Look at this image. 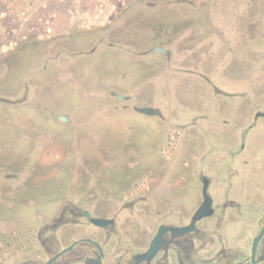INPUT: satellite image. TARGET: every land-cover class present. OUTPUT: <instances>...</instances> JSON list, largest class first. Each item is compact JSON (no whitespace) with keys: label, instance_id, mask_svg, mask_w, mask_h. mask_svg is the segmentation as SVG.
Wrapping results in <instances>:
<instances>
[{"label":"flooded vegetation","instance_id":"flooded-vegetation-1","mask_svg":"<svg viewBox=\"0 0 264 264\" xmlns=\"http://www.w3.org/2000/svg\"><path fill=\"white\" fill-rule=\"evenodd\" d=\"M177 2L178 6L171 7L174 10L194 5L191 0ZM169 22L160 42L168 45L170 55L177 29L207 24L206 18L182 14ZM252 23L251 40L260 49L243 44L244 49L231 52L253 51L260 57L259 64L241 66L224 72L223 81L218 77L208 82L214 97L224 95L231 103L230 115L217 119V127L235 133L232 145L220 152L201 144V136L214 133L203 123L214 120V113H206L208 107H214V101L209 102L207 110H201L205 117H197L191 125L183 124L180 130L165 126L174 144L162 152L166 155L154 170L145 162L142 182L135 181L128 193L119 195L121 200L117 195L108 200V196L89 194L83 207L63 203L25 227L16 218L1 217L0 264H264V202H252L264 185V146L251 144L254 139L264 141V6ZM229 56L226 63L233 60ZM164 64L163 59L156 67ZM237 116L241 122L236 121ZM214 157L220 160L211 161ZM18 176L3 178L9 196L23 187ZM203 205L208 206V215L194 222ZM232 219L244 224L249 240L236 239L235 247H228L223 230ZM97 221L107 223L97 225ZM161 229L164 234L155 252L148 255Z\"/></svg>","mask_w":264,"mask_h":264},{"label":"rangeland","instance_id":"rangeland-1","mask_svg":"<svg viewBox=\"0 0 264 264\" xmlns=\"http://www.w3.org/2000/svg\"><path fill=\"white\" fill-rule=\"evenodd\" d=\"M177 1L180 0H0V88L7 87L13 92L17 88L15 93H19L24 80L33 74L36 62L43 61L42 58L48 55L49 48L54 45V54L58 52L61 38L72 46L90 47L101 28L110 26L109 29H112L118 25L124 32L123 27L129 17L142 14L149 4ZM191 1L195 5L201 0ZM42 51L43 57L39 56ZM132 57L126 52L99 57L93 72L79 77L89 81L100 76L104 82L101 86L97 80L87 83L77 80L73 82L77 87H63L64 84L57 81L48 85L45 81L41 82L39 95L34 94L33 100H43L54 108L59 104L60 108H64L65 111L50 114L55 122L43 116L44 112L37 108L15 111L12 107H0V124L8 126V135L2 141H9L10 138L22 145L9 158L8 172L19 174V183L24 185L13 196L14 206L0 201L1 217L16 218L17 223L25 227L33 224L36 217L41 218L57 210L63 203L83 207V200L89 194L102 198L108 196V200L115 199L117 195L116 198L121 200L120 194L128 193L127 189L131 190L136 182H142L147 171L144 168L146 161V164L151 163V170L159 166L162 156L166 155L162 152L174 142L169 131H162L156 125L147 126V121L137 113L113 110L97 113L95 111L101 108L95 105L87 108L91 105L85 101L86 98L106 95V91L127 92L106 87L112 86L111 80L114 83H131L136 79L137 70L135 64H131ZM86 66L89 68V63L83 67ZM115 70L122 72V80L111 79L112 75H116ZM58 75L55 74V78L60 81ZM190 98L192 101L196 99L194 94ZM161 99L180 109L178 117L189 118L190 114L179 106L177 98ZM68 102L73 110L79 111L68 109L65 105ZM208 108V114L210 111L216 115L220 113L216 107ZM64 113L72 116L77 127L90 122V133L84 130L83 134L80 131L71 133L67 126L58 123L57 117ZM226 116L221 114L217 119ZM16 127H20L21 131L16 132ZM216 136H201V144L220 152L232 145L230 135H221L224 138ZM85 149L92 163L82 161L85 160ZM216 160L220 159H211ZM34 181L43 182L30 185L29 182Z\"/></svg>","mask_w":264,"mask_h":264},{"label":"water","instance_id":"water-1","mask_svg":"<svg viewBox=\"0 0 264 264\" xmlns=\"http://www.w3.org/2000/svg\"><path fill=\"white\" fill-rule=\"evenodd\" d=\"M176 6L178 4L175 2L149 4L147 7H144L145 9L142 14H132V17H129L125 27H123L124 32H121V28L118 25L112 29H109L110 26L101 28L95 43L90 47L85 46L88 48H85L84 45L72 46V43L70 44V42H66V40L61 38L62 44L59 45L58 52L54 54L53 51L56 49L54 45L49 48L48 55L42 58L44 59L43 61L36 62L38 63L36 64L37 67L33 71V74L24 80L19 93H15L17 88L14 92L7 87L0 88V107H12L15 111L23 108H37L39 111L44 112L42 113L43 116L50 117L49 119L53 120L50 114L54 115V112L57 114L60 113L59 110H65L64 108H60L59 104L54 108L43 100L38 102H36L38 99L33 100L34 94L39 95V89L43 85L41 82L45 81L48 85V83L54 84L57 81L59 84H64L63 87L66 85L77 87L73 85V82L77 80L85 83L97 80L99 86H101L104 82L102 83L100 76H96L95 79L92 78L89 81L82 80L79 77L85 76L87 72H93L99 57H110L113 52H126L133 55L131 64L134 63L136 66L137 77L131 83L122 81L118 84L113 83L112 85H115V89H119L118 86H122V89L127 92L106 91V95L94 97L98 101L100 100L99 103L87 104L91 105H86L87 108L94 107L95 105L97 108H101L100 111H95L97 113L113 110L121 113H137L142 115V118H155L160 120L159 122L162 126L158 127L162 131L169 130L165 126L171 130H180L183 124L189 123L191 125L193 121L197 120V117L201 118V115H203V111L201 112V110L205 108L206 111V106L211 101H214V107L222 112V105L218 104V101L225 100L223 98L224 95L220 94L219 97H214L210 89V99L207 101V104H199L195 102L198 99V91L206 90L205 87L209 85L208 82L215 81L218 78V68L223 71V75L219 77L223 81L224 71L229 69L232 71L233 66L244 65L250 67L251 65L259 64L258 59L260 57L255 55L256 53H253V51L252 53L246 51L233 53L231 50L233 48L242 50L244 49L242 47L243 44L252 50L253 48L260 49L251 40L253 32L252 20L256 18L259 8L264 6V0H205L201 2L197 1L195 5H185L184 8L178 7L179 10L171 8ZM181 14L187 17L206 18L207 24L205 26L199 24L185 29H177L178 32L172 39V45L170 46L172 49L170 55L168 54V45L164 47L160 39L164 35V26ZM134 18L138 20L136 21ZM144 52L146 53L144 54ZM258 52L260 51L258 50ZM228 54H230L229 58L233 59L231 63H226L225 61ZM39 56H44L43 51L39 53ZM163 59L165 60V64L162 68L158 69L156 66ZM198 61L199 63H197ZM88 63L89 68L87 66L83 67ZM55 74H59L57 79H60V81L56 80ZM114 76L117 78V81L122 80V72ZM71 77L74 78L71 79ZM86 77L88 78V76ZM104 87H106V84ZM106 88H110V86ZM220 89L224 88L221 87ZM194 90H197V94ZM191 94H194L196 97L194 101L190 98ZM161 97L165 99L177 98L180 102L179 106L190 114L189 118L178 117L180 109H177L174 105L165 103ZM65 105H68L67 108L72 111H79V109L73 110L69 102ZM227 106L230 107V105ZM192 114H197V116L192 118ZM57 120L58 123L67 126L71 130V133L75 131L82 132L83 130L88 134L90 133V122H87L86 126L80 125V127H77L73 123L74 121L70 114H61L57 117ZM7 129V125L0 124L1 188L3 187V178L7 174H10L8 172L10 170V166L8 165L9 158L13 156L15 146L18 150L22 148V145H19L17 140L9 138V141H2L4 139L2 131H7ZM14 129L21 131L19 130L20 127ZM85 150L83 154L85 160L82 161L92 163L87 154V149ZM18 177L20 178V176ZM27 179L30 180V177L28 176ZM206 193L207 187L205 186L204 195ZM13 196H0V201L4 200L8 205H12L14 203ZM207 208L208 206L205 205L200 208L194 217V222L208 215L209 210ZM95 223L97 225H104L107 222L97 221ZM163 234V229H161L152 243L148 255H152L155 252L158 241ZM263 234L264 231L261 236ZM256 249L257 240L253 247V258Z\"/></svg>","mask_w":264,"mask_h":264},{"label":"crops","instance_id":"crops-1","mask_svg":"<svg viewBox=\"0 0 264 264\" xmlns=\"http://www.w3.org/2000/svg\"><path fill=\"white\" fill-rule=\"evenodd\" d=\"M214 59V58H213ZM200 61V60H199ZM199 61L197 62V63H199ZM241 66H242V68H244V67H246V66H244V65H240V66H233V70H237V69H240L241 68ZM219 69V71L217 72V77H221V75H223L222 73H223V71L220 69V68H218ZM232 70V71H233ZM228 71H231L230 69L229 70H226V71H224V72H228ZM231 71V72H232ZM112 79H116V81H117V78L114 76V75H112ZM111 82H112V84L114 83L112 80H111ZM118 84V83H117ZM114 88H113V87ZM112 86H110V88H112V89H115V85H112ZM119 87V89H122V86H118ZM209 87V85H207L205 88H206V90H203V91H198L199 92V94H198V96H197V101H195V102H197V103H199V104H207V101L210 99V97H209V93H210V91H209V89L210 88H208ZM204 89V88H203ZM194 91H196V94H197V90H194ZM123 92V91H122ZM95 100H96V102H95ZM85 101H86V103L87 104H96V103H99V101L97 100V98H86L85 99ZM108 103V102H107ZM218 104H220V105H222V112L220 111V113L218 114V115H213V116H211V118L212 119H214L213 121H210V120H206V121H204L203 123H206L207 124V130H210V132H213V130H214V133H212V134H214V135H218V136H216V137H219V138H224L223 136H221V135H223V134H228V135H230V137L231 138H234V136H235V133L233 132H231L230 130H225V129H223V128H219V127H217V117L219 116V115H221V114H227V115H230V113L228 112L229 111V106H227V105H231L230 104V102L229 103H227V101L226 100H219L218 101ZM107 109V108H106ZM119 113H121V112H119ZM203 114H204V112H202ZM202 117H205V115H201V118ZM227 117V116H226ZM226 117H223V118H226ZM238 118H236V121L237 122H241V119H240V116H237ZM143 119L144 120H146L147 122H146V125L147 126H151V125H156V126H162L161 125V123L159 122L160 120H158V119H155V118H144L143 117ZM219 119H222V118H219ZM227 119V118H226ZM229 119V118H228ZM233 122V121H232ZM145 123V122H144ZM216 123V124H215ZM221 124V123H220ZM16 132H18V129H14ZM8 131V130H7ZM2 134H3V136H4V139H6V137L5 136H7L8 134L6 133V131H2ZM10 134V133H9ZM234 142H232V144H233ZM252 144V147H254V146H256V144L258 145V147L259 148H263V146H264V141L263 140H260L259 141V139H254L253 140V142L251 143ZM18 150V148L16 147L15 148V152ZM14 152V153H15ZM17 153V152H16ZM8 192H9V190L8 189H5V188H1L0 187V196H7L8 195ZM264 185L261 187V193L258 195V196H256V197H254L253 199H252V202L254 201V203H259V202H261V203H263L264 201ZM231 223L230 224H228L227 225V227L226 228H224V233H225V235H226V240L227 241H229V244H228V247H235V243H234V241L236 240V239H245V240H249V237H248V233H247V231H244V228H245V226H243L244 224H242V223H239L238 221H235L234 219H232L231 221H230ZM21 226V225H20Z\"/></svg>","mask_w":264,"mask_h":264}]
</instances>
